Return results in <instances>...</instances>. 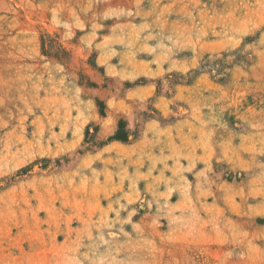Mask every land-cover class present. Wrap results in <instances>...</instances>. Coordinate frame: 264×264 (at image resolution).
Masks as SVG:
<instances>
[{"label":"rangeland","instance_id":"rangeland-1","mask_svg":"<svg viewBox=\"0 0 264 264\" xmlns=\"http://www.w3.org/2000/svg\"><path fill=\"white\" fill-rule=\"evenodd\" d=\"M0 264H264V0H0Z\"/></svg>","mask_w":264,"mask_h":264},{"label":"trees","instance_id":"trees-1","mask_svg":"<svg viewBox=\"0 0 264 264\" xmlns=\"http://www.w3.org/2000/svg\"><path fill=\"white\" fill-rule=\"evenodd\" d=\"M123 139L124 138L120 136V130H118L116 135L113 137V140H123Z\"/></svg>","mask_w":264,"mask_h":264}]
</instances>
